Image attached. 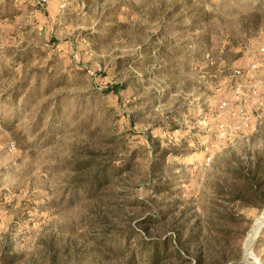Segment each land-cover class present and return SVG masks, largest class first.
Instances as JSON below:
<instances>
[{
    "label": "rangeland",
    "instance_id": "374dc122",
    "mask_svg": "<svg viewBox=\"0 0 264 264\" xmlns=\"http://www.w3.org/2000/svg\"><path fill=\"white\" fill-rule=\"evenodd\" d=\"M263 209L264 0H0V264H241Z\"/></svg>",
    "mask_w": 264,
    "mask_h": 264
},
{
    "label": "water",
    "instance_id": "95a60500",
    "mask_svg": "<svg viewBox=\"0 0 264 264\" xmlns=\"http://www.w3.org/2000/svg\"><path fill=\"white\" fill-rule=\"evenodd\" d=\"M264 228V209L260 215V217L253 224V228L245 240V243L242 248L241 254V264H256L254 259L251 257L252 249L258 240L262 230Z\"/></svg>",
    "mask_w": 264,
    "mask_h": 264
},
{
    "label": "trees",
    "instance_id": "16d2710c",
    "mask_svg": "<svg viewBox=\"0 0 264 264\" xmlns=\"http://www.w3.org/2000/svg\"><path fill=\"white\" fill-rule=\"evenodd\" d=\"M111 171H112L111 169L107 171L106 168L105 169L104 168H99L97 170V175H99L100 173H102V175H100L99 179L106 180V178L108 177V175L110 174ZM106 172H108V173H106ZM93 180L96 181L97 180V176Z\"/></svg>",
    "mask_w": 264,
    "mask_h": 264
}]
</instances>
